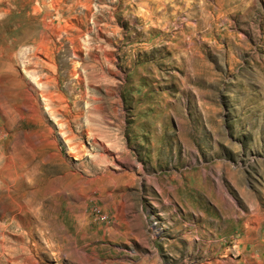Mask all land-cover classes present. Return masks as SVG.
I'll return each instance as SVG.
<instances>
[{
  "label": "rangeland",
  "instance_id": "1",
  "mask_svg": "<svg viewBox=\"0 0 264 264\" xmlns=\"http://www.w3.org/2000/svg\"><path fill=\"white\" fill-rule=\"evenodd\" d=\"M0 264H264V0H0Z\"/></svg>",
  "mask_w": 264,
  "mask_h": 264
},
{
  "label": "built area",
  "instance_id": "2",
  "mask_svg": "<svg viewBox=\"0 0 264 264\" xmlns=\"http://www.w3.org/2000/svg\"><path fill=\"white\" fill-rule=\"evenodd\" d=\"M102 218L105 219V216L103 215Z\"/></svg>",
  "mask_w": 264,
  "mask_h": 264
}]
</instances>
